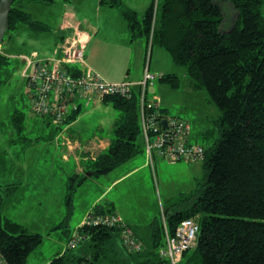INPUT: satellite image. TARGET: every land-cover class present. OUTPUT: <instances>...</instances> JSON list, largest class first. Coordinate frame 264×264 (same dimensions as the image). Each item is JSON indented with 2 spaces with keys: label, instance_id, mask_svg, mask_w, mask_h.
<instances>
[{
  "label": "trees",
  "instance_id": "16d2710c",
  "mask_svg": "<svg viewBox=\"0 0 264 264\" xmlns=\"http://www.w3.org/2000/svg\"><path fill=\"white\" fill-rule=\"evenodd\" d=\"M225 1L237 12L228 29H224L228 16L220 0H162L161 4L160 0L153 1L141 20L137 11L121 0H101L121 9L133 39L145 35L151 47H164L173 61L185 68L190 87L208 92L210 101L221 112L216 121L219 137L209 147L196 143L205 149L202 160L206 175L200 188L165 211L164 222L156 218L147 225L128 224L144 244L140 252H131L123 243L121 226L84 223L70 227L77 187L89 176L110 173L143 151L139 142L140 91L134 90L131 96L93 94L121 114L108 147L85 160L84 171L69 177L66 211L56 229H64L69 240L77 231L81 235L78 245L82 244L83 250L75 254L73 249L78 245L72 248L67 243L66 250L47 264H172L160 254L165 245V224L174 233L186 218L196 220L200 230L179 264H264V0ZM22 24L36 32L49 29L46 23L13 6L9 30ZM9 61V56L0 50V86ZM68 70L76 76L83 73L78 66H69ZM160 80L172 88L181 86L176 73H163ZM79 98L82 97L77 98V108L66 114L63 124H55L52 113L31 110L46 117V123L55 125L57 132L71 138V130L63 126L78 118ZM24 121L22 112L14 113L13 123L19 130ZM214 131L203 134L209 138ZM6 188L13 193L17 186L8 184ZM4 199L0 185V206ZM91 212L115 210L112 203L100 202ZM43 237L0 211V252L5 260L2 264H26Z\"/></svg>",
  "mask_w": 264,
  "mask_h": 264
},
{
  "label": "rangeland",
  "instance_id": "374dc122",
  "mask_svg": "<svg viewBox=\"0 0 264 264\" xmlns=\"http://www.w3.org/2000/svg\"><path fill=\"white\" fill-rule=\"evenodd\" d=\"M121 1L125 6L136 10L140 20L153 1L158 3V0ZM72 2L78 7V13L72 11V7H68ZM161 2L162 0L160 4ZM220 2L228 16L224 22V29H228L233 25L237 12L229 2L225 0ZM13 6L25 10L33 19L46 23L49 29L36 32L28 25L22 24L15 30H9L0 45V50L7 54L10 60L3 69V81L0 86V185L5 198L3 203L5 207L2 211L24 223L28 231L43 234L42 244L30 253L26 264H47L67 248L69 235L62 228L51 229L50 226L60 223L65 215L66 196L64 198L63 195L68 192L70 175L77 171L73 163L67 164L62 158L63 146L60 143L62 139L54 133L53 125L46 124L42 115L31 110L32 98L28 91L27 79L22 74L27 63L20 57L24 54L29 55L34 49L41 54L44 51L47 57L54 56V50L68 33L67 30L60 29L64 16L65 20L71 22L73 19L84 21L86 17L100 28L89 46L95 62L99 63L104 71L115 76L126 75L130 70L131 74L142 73L144 66H148L151 61L150 52L153 48L154 56L150 71L156 78L154 84L149 86L148 96L151 98L157 94L168 115L181 117L191 124L193 131L191 142L203 144L205 147L213 145L219 137L216 121L221 112L218 106L210 101L205 89L193 90L190 87V79L185 74V68L177 65L164 47L157 44L151 47L145 35L133 39L119 7H108L106 4L102 9H98L95 0H16ZM140 43L144 46L143 52ZM60 54L62 50L58 55ZM26 57L28 56H24ZM163 73L178 74L181 86L172 88L161 81L160 75ZM93 106L92 104L88 109L84 108L79 115L78 123L71 130L75 134L74 137L77 136L82 141L95 137L113 139L115 121L119 119L121 112L110 103L103 105L107 106L103 107L106 108L105 111L102 109L92 112ZM15 112H22L25 116L24 127L21 130L13 123ZM207 130L216 131L214 135L206 138L203 133ZM66 136L68 135L64 136L67 143L70 139ZM70 142L71 145L75 144L73 139ZM139 142L143 151L130 162L110 173L89 176L77 187L73 195L71 229L79 226L84 217V208L94 205V201L104 190H108L107 195L96 204L105 202L107 198L114 199L129 223L136 225L141 222L142 225H147L156 218L164 222L165 211L172 206L176 207L183 197L201 187L206 175L204 160L174 162L156 157L154 173L153 165L144 150L143 137ZM71 145L67 144L68 147ZM134 162L138 165L147 162V165L108 188L114 177L126 172ZM44 182L51 186L53 190L51 199L56 202V206L53 205L49 210L38 204L36 197V194L43 190L40 185ZM8 184L17 186L13 193L8 192L6 188ZM50 212L53 216L45 220ZM82 250L83 245L79 244L73 249V253L79 254Z\"/></svg>",
  "mask_w": 264,
  "mask_h": 264
},
{
  "label": "built area",
  "instance_id": "2783aa9c",
  "mask_svg": "<svg viewBox=\"0 0 264 264\" xmlns=\"http://www.w3.org/2000/svg\"><path fill=\"white\" fill-rule=\"evenodd\" d=\"M66 25L74 27V34L55 49V54H59L62 50L60 56L43 59L38 58V53L34 52L33 56L25 58L27 68L24 76L31 94L33 111L42 114L52 113L54 123L63 124L66 114L77 108L78 97H86L90 100L93 94L100 97L114 94L131 96L134 90H139L142 133L152 165L156 157L174 162L200 161L204 158V147L189 141L191 124L181 117L163 113L160 99L156 95L149 98V86L156 78L149 67L146 66L143 79L139 82H112L105 79L86 63V43L77 26L71 21ZM79 64L85 66L83 73L79 76L73 75L68 67ZM70 140L66 144L71 145ZM72 147L73 145L70 146ZM84 223L121 226L122 240L129 251L140 252L144 248L143 242L136 237L132 227L116 212L94 214L90 211L82 222ZM199 230V223L191 218L183 219L174 233H170L165 224V245L160 249L161 256L169 258L172 264H179L183 252L192 245ZM80 239L81 235L76 231L69 240L68 246L75 248ZM4 261L0 252V264Z\"/></svg>",
  "mask_w": 264,
  "mask_h": 264
},
{
  "label": "crops",
  "instance_id": "0c3cea01",
  "mask_svg": "<svg viewBox=\"0 0 264 264\" xmlns=\"http://www.w3.org/2000/svg\"><path fill=\"white\" fill-rule=\"evenodd\" d=\"M84 1H86V0H84ZM95 1L98 3V9H102V7L104 5H106V4L101 3V0H95ZM68 7H72V11H76L78 13V7L74 4V2H72V4H70V5H68ZM108 7H111V6L108 5ZM84 18H85L84 21H79V20L74 21V19H73V23H74L75 26H77V28H80L79 31H80L81 37H82V39L86 43V51H85V54H86V62H87V64L90 67H92L94 70H96L97 72H99L105 79H107L109 81H112V82H118V81H133V82H137V81L142 80L143 79V76H144V70L146 68V65L144 66V69H143V72L142 73L140 72L139 74L138 73L131 74V70H130L129 73L126 74V75H117V76H115V75H113L111 73H108V71H104V69L99 65V63L95 62V58L92 55L93 54V51L91 49V46H89V45L91 44V42L93 40V37H95V35H97L99 33L100 28L97 27L96 25L92 24L90 21H88V19L86 17H84ZM66 21H68V20H65V16H64V18H63V20L61 22L62 24L60 25V29H63L65 31L67 30L68 33H67V35H65L63 37L62 41H60L59 44H62L63 42H65L69 37H71L74 34V27H68L66 25V23H65ZM139 45L142 47V52H143L144 51L143 44L140 43ZM34 52H37L38 53V58L47 59V58H52L53 57V56L52 57H47V55L44 54V51L42 52V54H43L42 55L40 51L34 49L29 55L24 54L20 58L23 59L24 61H26L25 58H24V56H28V57L33 56V53ZM150 53H151V61L149 62V65L147 66V67H149V69L152 66V61H153V56H154V49L153 48L151 49V52ZM54 56H58V54H55ZM78 67L81 68L82 70L85 69V66L84 65H80L79 64ZM26 68H27V65H26V67L24 68V70L22 72L23 76H24V72H25ZM155 95H157V94H154L153 96H155ZM83 98H84V100H82ZM78 100H79L78 101V104H80V106H81V112H80V114L82 113V111H83L84 108L88 109L90 107V105H92V104L94 105L93 106L94 108L92 109L93 110L92 112H94L96 110H102V109H104V111H105L106 108H103V107H107V106H103L106 102L103 99H100L99 97H92V99H90V100L88 98H86V97H82L81 99L79 98ZM106 104H108V103H106ZM160 106H161V111L163 113H165V114L168 113L167 112V109L164 108L162 106V104ZM88 112L89 113H92L91 111H88ZM119 116H120V114H119ZM77 119L74 122L70 123V124H66L65 126H63V128H69L70 130H72V128L75 127V124L78 123L77 122ZM46 120H47L46 117H44V121H46ZM116 122L117 121H115V124H116ZM53 127L55 129L57 128L55 125ZM57 130L58 129H56V131L54 130V133L56 134V136H60V138L62 139L60 141L61 146H63V152H62L63 155H62V158L65 160V163H67V164L73 163L75 165V169H76L77 172L84 171L85 169H84V166H83V162L85 160H87V159H90L92 157L97 156L100 152L104 151L108 147V145L110 144V141H111V140L106 139L104 137H101V138H96L95 137L94 139H89L88 141H82V139H79L77 136L74 137L75 134L71 131L72 132V137L70 139L71 140L72 139L75 140V144L73 145L72 148H70L66 144V140H65V137H64L66 134H61V133H59V131L57 132ZM192 132L193 131H191V135H192ZM191 135H190V138H191ZM142 137L144 139L143 133H142ZM190 138H189V141L191 142ZM144 143H145V139H144ZM191 143H193V142H191ZM144 150L146 151L145 147H144ZM146 154H147V152H146ZM72 161H74V162H72ZM130 161H128V162H130ZM156 161L157 160H155V164L153 165L154 173H155ZM146 163L147 162H144V163H142V165H138V164H135V162H134V165L130 166V168L127 169L126 172H124L123 174H120L119 176L114 177L112 183L109 185L108 188H110L118 180H121L123 178L130 177L131 175L134 174V172H136L137 170H139L142 167H145L147 165ZM40 186H41V188L43 190L40 191V192H38L36 194V197L38 198V204H40L41 206L44 205L43 207L45 208V210H49L53 205L56 206V202L51 199L52 198L51 194L53 193V190H52L51 186H49V184H46V182L41 183ZM24 191H23V193H24ZM107 191L108 190H104L101 193V195L94 201V203H93L94 205H91V206L88 205L89 207L86 206L84 208V210H83L84 211V217L80 221L79 225L82 224V222L84 221V219H85L86 215L89 213V211L94 208V206L96 205V202L102 201L103 196L107 195ZM64 193H65V191H64ZM49 194H50V196H49ZM65 196L66 195L64 194L63 197L65 198ZM105 202L112 203L113 206H114V210L116 212H118L124 218V220H125L126 223L132 225L131 223H129L128 219L122 213L121 207L118 205V203H117L116 200L107 198L105 200ZM61 203L63 204V199H62ZM4 207H5V204H2L1 205V210H0L2 212V214H4L3 211H2V209ZM59 207L60 206H58V208ZM4 215L7 216V217H9V218H11V219H13V220H15V221H17L15 219V217H13L11 215L9 216L6 213ZM51 216H53V214L50 212L45 217V220L46 219H49ZM22 224L24 225V223H22ZM58 224L57 223L54 224V225L51 224L50 228L51 229H55ZM137 224L142 225L141 222L136 223V225Z\"/></svg>",
  "mask_w": 264,
  "mask_h": 264
},
{
  "label": "water",
  "instance_id": "95a60500",
  "mask_svg": "<svg viewBox=\"0 0 264 264\" xmlns=\"http://www.w3.org/2000/svg\"><path fill=\"white\" fill-rule=\"evenodd\" d=\"M14 2L15 0H0V45L10 28V13L13 9Z\"/></svg>",
  "mask_w": 264,
  "mask_h": 264
}]
</instances>
